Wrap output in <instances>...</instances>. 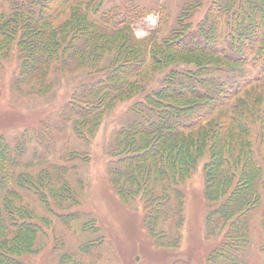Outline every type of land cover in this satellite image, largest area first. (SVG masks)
<instances>
[{
    "label": "rangeland",
    "instance_id": "374dc122",
    "mask_svg": "<svg viewBox=\"0 0 264 264\" xmlns=\"http://www.w3.org/2000/svg\"><path fill=\"white\" fill-rule=\"evenodd\" d=\"M45 2L0 0V264H264V0Z\"/></svg>",
    "mask_w": 264,
    "mask_h": 264
},
{
    "label": "trees",
    "instance_id": "16d2710c",
    "mask_svg": "<svg viewBox=\"0 0 264 264\" xmlns=\"http://www.w3.org/2000/svg\"><path fill=\"white\" fill-rule=\"evenodd\" d=\"M83 0H46V2L45 3H43L42 5H41V10H42V12H45L46 14H45V17L44 18H42V20L44 21V22H46V20L47 19H50V17L53 15V14H56L57 13V11L58 10H60V9H62V8H64V7H66V6H70V5H72V4H76V3H81ZM28 14H29V12H28ZM19 20H21V21H23V29L25 28V29H27V28H31V27H33V23H31V22H29L28 21V19H23V15L22 16H19ZM20 21V22H21ZM19 22V21H18ZM24 36H25V34H24ZM38 43H39V45H38ZM33 44H37L38 46H41L42 44H41V42H36V43H32V44H30L31 46L33 45ZM37 46V47H38ZM34 47V46H33ZM178 86H183L182 84H180V83H178L177 84ZM223 86V85H222ZM215 90H217V88H214ZM227 94V93H226ZM226 97V96H225ZM166 99H167V97H165ZM164 98V99H165ZM182 125V126H181ZM194 124H190V123H187V124H185V125H183V124H180V127L182 128V130H186V129H188V128H190V127H192ZM133 128H135V127H133ZM144 127H141L140 128V126H138V128H135V129H137V130H139V129H143ZM172 129H177V126L176 127H173ZM149 130L150 129H146L145 130V134H147V132H149ZM134 132H136V131H133V133Z\"/></svg>",
    "mask_w": 264,
    "mask_h": 264
}]
</instances>
